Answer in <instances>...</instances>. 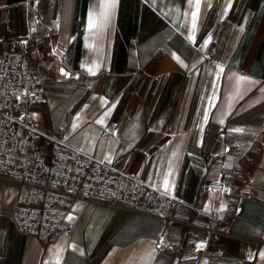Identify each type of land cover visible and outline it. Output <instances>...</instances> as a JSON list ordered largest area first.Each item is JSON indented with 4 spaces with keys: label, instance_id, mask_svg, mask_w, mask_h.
Segmentation results:
<instances>
[{
    "label": "crops",
    "instance_id": "obj_1",
    "mask_svg": "<svg viewBox=\"0 0 264 264\" xmlns=\"http://www.w3.org/2000/svg\"><path fill=\"white\" fill-rule=\"evenodd\" d=\"M27 35L48 96L34 148L66 142L174 196L181 248L157 250L160 218L81 198L48 241L21 233L0 177V264H195L206 235L184 222L224 217L211 264H264V0H0V55Z\"/></svg>",
    "mask_w": 264,
    "mask_h": 264
},
{
    "label": "built area",
    "instance_id": "obj_2",
    "mask_svg": "<svg viewBox=\"0 0 264 264\" xmlns=\"http://www.w3.org/2000/svg\"><path fill=\"white\" fill-rule=\"evenodd\" d=\"M34 15L40 22V10L35 9ZM28 43L29 35L21 37L17 41L19 50L0 55V177L19 184L13 216L17 229L48 241L65 221L73 201L81 198L160 218L163 226L157 250L180 249L178 242L170 240L171 229L179 222L172 215L174 196L66 142L48 137L49 153L34 148L47 135L36 127L31 111L45 104L48 96L45 77L28 58ZM60 60L58 53L54 62ZM43 65L46 68L49 63ZM203 190L232 192L230 186L215 181L204 185ZM239 195H245V191L239 190ZM223 221L222 225L184 222L192 233L203 230L206 235L204 246L196 245L186 253L195 259V264L214 261L208 255V244L229 234L231 219L224 217ZM216 253L222 256L224 251Z\"/></svg>",
    "mask_w": 264,
    "mask_h": 264
},
{
    "label": "snow or ice",
    "instance_id": "obj_3",
    "mask_svg": "<svg viewBox=\"0 0 264 264\" xmlns=\"http://www.w3.org/2000/svg\"><path fill=\"white\" fill-rule=\"evenodd\" d=\"M190 2H191V0H190ZM198 8H199V0H197V9ZM61 72H62V74H65L64 71H63V69L61 70Z\"/></svg>",
    "mask_w": 264,
    "mask_h": 264
}]
</instances>
